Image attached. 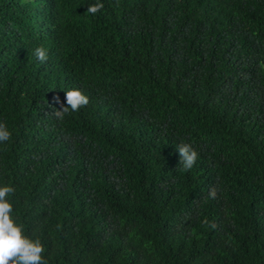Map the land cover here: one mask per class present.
Segmentation results:
<instances>
[{"label":"trees","instance_id":"1","mask_svg":"<svg viewBox=\"0 0 264 264\" xmlns=\"http://www.w3.org/2000/svg\"><path fill=\"white\" fill-rule=\"evenodd\" d=\"M96 2L0 0L12 217L48 264H264V0Z\"/></svg>","mask_w":264,"mask_h":264},{"label":"clouds","instance_id":"2","mask_svg":"<svg viewBox=\"0 0 264 264\" xmlns=\"http://www.w3.org/2000/svg\"><path fill=\"white\" fill-rule=\"evenodd\" d=\"M103 7L101 0H97L96 3L88 4L86 12L95 15ZM34 55L42 63L48 59L47 50L42 46L34 49ZM65 100L66 105L52 113L57 119H63L69 110L79 111L89 103V97L75 86L66 90ZM10 137L11 133L6 124L0 122V143L8 141ZM177 148L182 169H192L198 159V152L191 143L184 141H181ZM13 192L14 188L7 184L0 186V264H48L43 255L45 249L42 242L26 235L22 226L16 223L11 215L13 205L7 197ZM209 196L216 197L214 187L210 189Z\"/></svg>","mask_w":264,"mask_h":264}]
</instances>
